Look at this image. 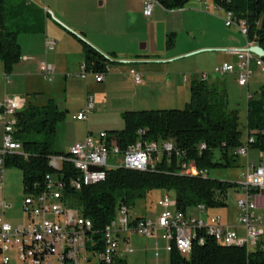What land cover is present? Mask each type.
<instances>
[{"label":"trees","instance_id":"trees-1","mask_svg":"<svg viewBox=\"0 0 264 264\" xmlns=\"http://www.w3.org/2000/svg\"><path fill=\"white\" fill-rule=\"evenodd\" d=\"M156 1L164 10H172L183 8L190 0ZM212 1L219 10L231 12L235 19L244 21L248 30L246 42L264 50V0ZM43 20V11L28 0H0V63L6 76L21 59L18 36L42 31ZM82 44L85 71L105 74L112 61L88 43ZM173 45L170 39L167 48ZM65 115L51 99L41 106L28 103L16 113L14 138L21 143L22 154L6 155L4 166L21 173L23 189L40 183L46 173L54 172L49 166L50 157L65 155L52 149L57 125L65 120ZM121 119L123 128L107 133L122 151L139 137L148 142L171 141L183 154L181 162H194L198 170H206L208 175H182L175 157L164 156L153 169H112L102 182L83 186L79 191L66 187V204L89 219L93 229L102 231L119 206L131 208L154 190L173 191L175 208L181 212L199 205L206 209L226 206L228 191L239 184L210 178L209 172L237 165L239 157L234 152L243 145V130L238 111L228 108L223 82L192 81L183 109L126 111ZM245 128L254 138L250 147L264 153V88L260 89L258 99L247 101ZM139 130L144 131L142 136ZM63 167L67 179L76 176L72 167ZM114 264H125V260L119 259ZM168 264H264V237L252 251L219 245L207 237L202 245L194 241L187 257L171 252Z\"/></svg>","mask_w":264,"mask_h":264},{"label":"built area","instance_id":"built-area-1","mask_svg":"<svg viewBox=\"0 0 264 264\" xmlns=\"http://www.w3.org/2000/svg\"><path fill=\"white\" fill-rule=\"evenodd\" d=\"M155 7L162 8L159 2L143 0L144 17H150ZM206 10H209L208 6ZM223 21L227 28L236 27L246 41L248 30L244 21L235 19L231 12H224ZM55 44L54 40H47L45 51L52 50ZM251 45L254 44L246 42L242 50H231L230 53L237 58L235 64L221 63L210 73H200V80L207 81L210 74L219 77L235 74L238 86L247 88L252 76V62L264 72V62L248 52ZM38 72L44 80L51 81L55 68L47 62H40ZM130 73L136 84L142 83L140 73L133 70ZM87 74L82 65L78 77L85 79ZM92 75L97 83L103 79L101 73ZM4 80L5 84H9L7 77ZM251 98L247 94V101ZM0 107V187L3 189L5 156L22 154V145L14 138V134L16 113L23 109V101L15 96L4 97ZM92 109L93 102L89 98L75 119L85 121L87 113ZM138 134L142 136L144 131L139 130ZM253 142L252 134L247 131L242 147L234 153L238 157H246ZM181 153L171 141L148 142L141 137L122 151L107 132L97 135L87 133L83 140L68 148L67 154L49 158V166L54 172L46 173L40 183L24 189L22 212L25 222L18 225L8 223L4 213L9 205L0 201V264H9L8 254L11 251L16 253L21 264H114L135 253L130 243L133 235L152 240L154 264H160L161 251L168 257L173 251L187 257L193 242L202 245L207 237L227 247H240L247 251L256 249L264 237V160L257 164L252 161L245 164L242 181L239 183L242 196L235 203V225L223 223L219 216L206 218L208 209L202 205L186 212L176 210L175 206L170 209L172 202L165 195L157 201L161 211L155 218L135 216L130 208L121 205L104 229L97 231L89 219L81 216L78 209L66 204V187L79 191L83 186L104 181L107 171L112 169H153L164 156L175 157L182 175L207 177L208 172L198 170L194 162H181ZM64 165L72 167L76 176L67 179Z\"/></svg>","mask_w":264,"mask_h":264},{"label":"rangeland","instance_id":"rangeland-1","mask_svg":"<svg viewBox=\"0 0 264 264\" xmlns=\"http://www.w3.org/2000/svg\"><path fill=\"white\" fill-rule=\"evenodd\" d=\"M206 6L209 7L208 11ZM115 10L119 11L114 7ZM134 16V20H126L124 29L133 37L139 38L138 47H140V44L148 42L149 49L155 52L167 50V43L170 39L174 42L173 47L176 46L177 49H182L187 40L190 39V36L200 38V35L204 33L215 39L220 40L223 37L224 39L238 41L243 46L246 45L245 39L236 27H225L223 21L224 12L219 10L212 0H190L181 9L164 10L160 7H155L149 22H146L143 17H138L136 14ZM82 40L86 42L85 39L82 38ZM173 47L170 49H173ZM219 55L221 54L215 51L199 52L189 56L177 57L174 60L161 61L153 59L148 64H142L145 71L144 77L149 82L152 79L154 82L159 79L160 84H153L155 87H159V89L162 87L160 78L166 77V72L170 71V78L176 79L180 88H178V94L174 98H164L163 93L160 91L162 96L157 92L147 99L144 105L138 108H141V110L183 109L189 100L188 91L191 80L199 79L198 73H210L216 65L221 64L222 61ZM109 60L114 62L108 63L109 70L105 75H108L110 70L116 66L124 67V65L118 64L117 60L112 58H109ZM42 61L49 63L48 58H43ZM156 66H159V69ZM250 67L252 76L247 88L238 86L235 74H228L224 77L210 74V78L218 77V80L224 83L228 96V108L237 110L239 113V121L243 130V142L246 139L247 132L245 128L247 94L253 99H258L260 89L264 88V72L254 62L251 63ZM66 72L75 73V75H68L66 79H63L56 73L53 81L48 82L42 78L35 67H32L30 68L31 76L28 80L20 76L8 75L9 84H5V76L0 63V99L3 98L4 94L7 96L17 95L23 102L27 99L29 103L36 106L44 105L47 100L51 99L59 110L65 111V120L57 125L52 146L54 152L60 154H67V150L64 151L65 145L67 146L71 142L74 143L81 140L86 132L97 135L101 132L121 130L123 128L121 113L116 108V105L120 103L118 102L120 100L118 93L108 95V106L105 108L102 105L103 93L99 88L98 91H94L86 85V82L77 78L80 72L78 69ZM92 76L87 74V77ZM184 76H186L187 81L182 83ZM89 97L93 98L95 109L88 114L85 122H78L75 119L76 113L85 107L86 99ZM120 158L121 156L118 160ZM260 160H264V153L250 147L246 157L241 156L238 158L237 165L229 169L212 170L209 172V177L239 184L242 181L241 174L245 169L246 162L252 161L257 164ZM4 179L3 193L7 202L12 205V209L6 213V218L11 225L22 224L25 222V218L22 212L21 173L14 168H5ZM165 195H168L172 202L170 209H174L175 194L173 191L154 190L149 192L143 199L137 200L130 208V211L135 216L155 218L161 211L157 206V201ZM241 196L242 193L239 187L230 189L226 197V206L208 209L206 218L219 216L223 223H235L237 214L235 203ZM130 243L135 249V253L129 254L124 258L125 264H154L151 251L152 240L133 235L130 237ZM261 246H263L262 243ZM8 256L10 258L9 264H21L14 251H11ZM159 259L160 264H168V258L164 252H161Z\"/></svg>","mask_w":264,"mask_h":264},{"label":"crops","instance_id":"crops-1","mask_svg":"<svg viewBox=\"0 0 264 264\" xmlns=\"http://www.w3.org/2000/svg\"><path fill=\"white\" fill-rule=\"evenodd\" d=\"M28 2L34 4L43 11V27L40 32L21 34L18 36L17 41L21 49V59L20 62L14 66L10 75L20 76L28 80L31 76L30 68L35 67L38 71V64L40 62H46L42 61L43 58H48L49 64L53 65L55 68V75L57 73L63 79H66L68 75H75V73L71 74L66 71L73 69H78L80 71L84 59L83 38L86 43L101 54L117 60L118 64L124 65V67H114L110 70L108 75L102 74L103 79L99 83L95 81L94 76H86L85 79H80L77 76V78L86 82V85L91 87L94 91H98V88L101 90L103 93L102 105L105 108L108 106V95L118 93L117 95L120 96L118 102L120 103L116 105V108L121 114L126 111H142L141 108L138 107L144 105L147 99L157 92L161 96L163 93L164 98H174L178 94L177 91L178 88H180L178 85L179 82L176 81V79L170 78V71L166 72V77L160 78L162 87L159 89V87L153 85L155 83L160 84L159 79L155 82L152 79V81L149 82L144 77L145 71L143 70L144 67L142 64H148L149 61L153 59L168 61L184 55L189 56L192 53L196 54L199 52L205 53L214 51L221 54L219 56L222 63L227 62L235 64L237 58L234 54L230 53V51L233 49L242 50L246 46H243L233 39H224L222 37L219 40L204 33L200 35V38L190 36V39L187 40V43L182 49H177V47L174 46L173 49L155 52L149 49L148 42L142 43L140 47H138V43L140 42L139 38L130 35L128 31L124 29V24H126V20H134L135 14L138 17H143L146 22H149L151 16L144 17L143 15V0H28ZM114 7L121 12L114 11ZM47 40H54L56 42L54 48L50 51H45V42ZM113 62L114 61H112V63ZM156 67L159 69V66ZM108 70L109 68L107 66V72ZM131 70L142 75L141 84H136L133 81V77L130 73ZM88 75L92 74L88 73ZM198 75L199 79H192L191 82L200 80V73H198ZM4 76L8 78L5 74ZM54 76L51 81H53ZM218 79V77L210 78L209 76L207 82H221V80ZM186 81V76H184L182 83ZM188 92L190 96V87ZM14 96L19 97L17 95L7 96L4 94L3 98ZM3 98H1L0 101H2ZM89 98H91L93 102V98ZM89 98L86 99V102ZM24 101L23 108L29 103L27 99ZM94 109L95 106L93 102L92 110ZM80 110L77 111L76 115ZM89 113H87L85 121ZM87 133L91 134L90 132H86L85 136ZM84 137L81 140H83ZM1 138L2 128L0 127V145ZM74 143L71 142V144L69 143L70 145H65L64 151L68 150ZM3 191L4 188H1L0 200L5 201L6 204L9 205V208L4 213L5 220L8 222L6 213L12 209V205L7 202ZM22 191L24 196L23 187ZM226 224L235 225L236 222H227Z\"/></svg>","mask_w":264,"mask_h":264},{"label":"water","instance_id":"water-1","mask_svg":"<svg viewBox=\"0 0 264 264\" xmlns=\"http://www.w3.org/2000/svg\"><path fill=\"white\" fill-rule=\"evenodd\" d=\"M248 52L252 53L254 56L260 58V59H264V50L259 47L258 45H251L248 47ZM195 53H192L191 55H193Z\"/></svg>","mask_w":264,"mask_h":264},{"label":"bare ground","instance_id":"bare-ground-1","mask_svg":"<svg viewBox=\"0 0 264 264\" xmlns=\"http://www.w3.org/2000/svg\"><path fill=\"white\" fill-rule=\"evenodd\" d=\"M155 2H157L156 0H154Z\"/></svg>","mask_w":264,"mask_h":264}]
</instances>
